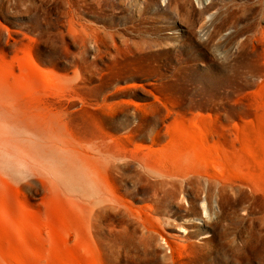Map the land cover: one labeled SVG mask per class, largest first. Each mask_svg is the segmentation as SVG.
I'll use <instances>...</instances> for the list:
<instances>
[{
	"label": "rangeland",
	"instance_id": "1",
	"mask_svg": "<svg viewBox=\"0 0 264 264\" xmlns=\"http://www.w3.org/2000/svg\"><path fill=\"white\" fill-rule=\"evenodd\" d=\"M4 74L62 128L13 137L0 264H264V0H0Z\"/></svg>",
	"mask_w": 264,
	"mask_h": 264
},
{
	"label": "bare ground",
	"instance_id": "2",
	"mask_svg": "<svg viewBox=\"0 0 264 264\" xmlns=\"http://www.w3.org/2000/svg\"><path fill=\"white\" fill-rule=\"evenodd\" d=\"M211 12H217V7L214 6ZM209 23L210 21L206 20L205 24L199 27V35L207 31ZM175 32H183V29ZM27 60L34 71L42 69V67L38 66L35 62L31 54L27 56ZM21 94V89L13 79L5 74L0 75V119L5 121L1 123L2 125L0 126H7L9 128L5 133L3 132L4 130L0 128V168L9 169L11 172H17V167L21 163L18 159V154L20 152L16 147L18 142L13 138L17 136V133L26 131L28 134H32L42 130L49 133L54 132L57 128H62L60 127L61 121L58 119L57 114L52 111L39 112L38 105L30 101H25L27 98L23 100ZM66 136V142H68V135ZM4 137L7 139H3ZM27 145L30 153H37L40 156L47 155L65 170L73 169V158L68 153L60 151L51 145H37V143L33 141ZM74 169L79 170L76 168ZM205 214V210H203L201 216L205 217ZM202 217H198L197 219L202 220ZM15 229L19 231V234H22V237L20 235L15 237L16 242H19L26 232L20 225L16 226ZM29 250H32V247H29Z\"/></svg>",
	"mask_w": 264,
	"mask_h": 264
}]
</instances>
